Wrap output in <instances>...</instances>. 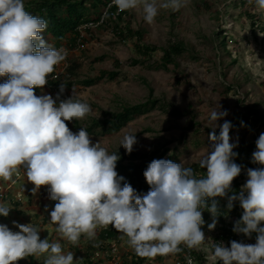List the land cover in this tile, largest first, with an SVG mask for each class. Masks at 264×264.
Wrapping results in <instances>:
<instances>
[{"label":"clouds","instance_id":"clouds-1","mask_svg":"<svg viewBox=\"0 0 264 264\" xmlns=\"http://www.w3.org/2000/svg\"><path fill=\"white\" fill-rule=\"evenodd\" d=\"M190 0H112L117 12L140 10L143 20L151 25L161 10L173 12L186 8ZM254 13L264 15V0H246ZM48 21L26 10L25 0H0V179L12 180L24 170L37 193L47 186L55 203L50 223L60 239L78 246L83 236L97 238L98 229L109 226L126 238L135 255L154 260L184 252L200 250L206 243L201 226L203 212L212 216L209 230L215 228L221 215L219 200L227 199V209L239 202L243 209L233 232L251 238L255 243L230 241L212 244V258L222 264H264V133L255 141L251 162L259 165L246 169V182L234 192L233 181L241 175L242 165L235 162L236 142H231L233 125L224 120L228 115L221 106L207 114L210 148L181 159H153L143 172L149 185L140 194L117 172L120 156L110 151L102 140L95 143L85 127L73 132L66 122L85 119L92 113L89 103L74 95L61 99L66 86L59 85L51 94L37 95L68 51L47 42L42 33ZM241 126H245L241 122ZM219 127V135L215 129ZM136 135L126 133L119 141L131 154ZM118 147V149H119ZM171 155V153H169ZM195 162L206 170L198 175ZM231 193V194H230ZM10 204L0 199V216L7 217ZM19 231L0 223V264H18L28 257L44 256L43 264H77L74 253L65 252L59 240L41 239L33 223L12 222ZM187 264H195L186 255Z\"/></svg>","mask_w":264,"mask_h":264},{"label":"rangeland","instance_id":"rangeland-1","mask_svg":"<svg viewBox=\"0 0 264 264\" xmlns=\"http://www.w3.org/2000/svg\"><path fill=\"white\" fill-rule=\"evenodd\" d=\"M29 1L25 0V4ZM247 8H241V0H190L188 6L180 11L161 10L151 25L144 22L138 9L128 11L123 20L113 22L120 27L128 25L134 31L145 32L143 43L146 45L166 48L171 43L184 42L198 57V60H192L189 55H184L177 61V66H170L167 71L159 68L163 57L160 51L144 65L133 66L132 61L138 59L134 42L120 41L112 24L92 29L88 43L82 49L70 52L66 58L68 65L61 69V83L65 84L70 79L75 84L74 95L92 108V113L85 119L66 122L68 127L75 133L80 127L91 126L94 120L103 121L124 108L160 100L186 113V116L173 117L162 110H154L135 117L119 132L97 128L90 137L94 143L102 140L110 151L127 153L119 147V141L126 133H132L137 139L133 154H151L164 146L171 153L168 156H177L180 162L193 154L195 160V154L210 148L209 133L212 129L207 127V114L211 108L220 105L221 110L228 112L218 124L224 120L232 123L234 114L242 111V105H258L264 116V31L258 28L260 25L264 28V15ZM246 12L255 19L248 18ZM253 21L258 26L254 27ZM115 61L122 64L118 79L105 78L90 87L82 84L99 77L101 72L115 71ZM72 92L73 89L67 90L64 99L69 98ZM41 94L56 97L50 89L43 90ZM215 132L219 135V127ZM261 133H264V125L251 131L245 126L234 128L233 125L231 142H236L238 137V146L243 141L254 143ZM243 172L246 173L245 170ZM14 182V176L10 181L0 179L3 188L12 187L9 191L12 200L8 202L12 210L7 217L0 216V223L7 224L13 231H19L13 221L33 223L40 229L41 239L59 240L65 252L74 253L77 264H131L134 252L127 246L126 238L120 239L118 254L112 255L111 244L104 243L99 257L88 261L89 241L82 236L79 245L73 246L60 239L55 225L50 223V212L57 201L49 198L47 186L33 194L34 185L28 182L27 177ZM19 191L24 193L25 201L13 203V197ZM211 223L205 222L201 226L207 241L197 251L205 255L207 264H217L219 262L212 258L217 226L209 230ZM93 242L97 244L101 240L97 236ZM247 242L251 244V240ZM178 258L177 254L157 256L146 263L173 264ZM44 259V256L34 257L36 264H43ZM29 263V258L18 262Z\"/></svg>","mask_w":264,"mask_h":264},{"label":"trees","instance_id":"trees-1","mask_svg":"<svg viewBox=\"0 0 264 264\" xmlns=\"http://www.w3.org/2000/svg\"><path fill=\"white\" fill-rule=\"evenodd\" d=\"M111 3L112 0H30L27 4H25V7L26 10L31 14L40 16L48 21L47 30L42 33L44 39L57 48L61 46L65 47L69 52L79 50L80 46H85L90 40V37H92L90 29H86L84 31L85 35H88V38L86 36L83 37L79 29L91 23H100L104 17V23L102 25L104 26L105 24H112L114 26L116 36L120 41L134 42V49L138 59L132 61L133 66L144 65L153 57L154 54L159 51L163 53L159 68L165 71H167L170 66H177V61L184 55H189L192 60H198V57L192 52L190 48L185 45L184 42L171 43L166 48H158L156 46L146 45L143 43L145 32L134 31L128 25H125V27H120L119 25L113 24V22H119L127 17L128 11L117 12V9L114 5L109 7ZM243 7L251 8L246 4V0H241V8ZM246 15L251 20L255 19L254 16L249 12H246ZM252 25L254 27L258 26L254 21L252 22ZM259 27H261L262 31H264V28L261 25L258 26V28ZM114 67L115 71L101 72L99 77L88 79L82 84L90 87L105 78H108L112 81L118 79L120 76V72L118 70L121 69L122 64L119 61H115ZM69 72H71V69ZM53 76L54 73L49 76L48 84L42 90H35L37 95H40L43 90L47 89L56 90L57 93L59 92V85L61 81L53 80ZM6 79L7 77H0V83L4 82ZM142 82L147 84L145 80ZM64 85L66 88L60 97L61 99H64V94L67 92V90H72L75 87V84L71 82L70 79ZM242 106V111L236 112L233 116L232 123L234 128L242 127L241 122H243L245 127L250 131L256 126L263 127L264 116L260 112L258 105ZM154 110H162L171 114L173 117L181 118L186 116V113L174 109L171 106L162 103L160 100L153 99L147 101L144 104L124 108L119 113L110 114L109 118L104 119L103 121L94 120L93 124L86 127V129L90 135L97 128H101L106 131L111 130L119 132L125 126H127L128 123L134 120L135 117L145 115ZM255 150V142L250 143L243 141L240 146L234 149V151L238 153V156L235 157V162L239 165H242L245 171L247 168L260 167L259 165L253 164L251 162L252 153ZM169 152L170 151L165 149L164 146L154 153L147 155L118 152L120 159L117 162L116 170L119 175L125 177L126 181L130 183L138 193L146 194L149 191V185L143 176V172L153 159H170L179 163L177 156H168ZM192 167L196 170L198 175H203L204 171H206L200 169L198 164H194ZM244 170H242L241 175L233 181L232 188L234 192H239L241 186L246 182L247 176L246 173L243 172ZM216 199L219 200L221 215L217 217V235L214 241L216 243L222 242L228 247H230V241L232 240L248 244L250 243L247 242V240H251V244H254L256 237L255 233H253L251 238H249L242 233L238 234L233 232L235 222L241 218L243 213V209L240 207L239 202H234V207L231 211H229L226 207V198L218 197ZM203 219L205 222H209L212 221L213 218L211 214L205 210L203 212ZM119 237L120 236L118 233H109L108 237L103 234L98 238L101 240V242H105L109 239H118ZM94 251L95 242L89 241V247L87 251V253L89 252V255L87 259L90 262L92 260ZM191 255L196 263L200 262L199 264H207L206 260L204 259L205 255H202L197 250H192ZM177 256L182 257L181 253L177 254ZM28 258L30 262L29 264H36L34 257ZM109 259L112 258L109 257ZM147 261V259L135 255V253H133L131 257V264H147ZM217 264H222V262Z\"/></svg>","mask_w":264,"mask_h":264},{"label":"built area","instance_id":"built-area-1","mask_svg":"<svg viewBox=\"0 0 264 264\" xmlns=\"http://www.w3.org/2000/svg\"><path fill=\"white\" fill-rule=\"evenodd\" d=\"M104 23V17L102 19V21L100 23H97V24H88V25H85L84 27H81L79 30L81 31L82 33V36L85 37V33L84 31L86 29H95V28H99L102 24ZM84 46H80V49H82ZM70 52L68 51V54ZM67 59H65L63 62H61L58 66H56L55 68V71H54V76H53V80L55 81H61V76H62V70L61 69H65V67L67 66ZM51 91L55 92V94L57 95V91L56 90H52ZM26 178V175H25V172L23 169H21L18 173L14 174V183H17L19 181H22ZM13 183V184H14ZM12 187H7V188H3L1 185H0V199L2 200H5L7 202L10 203V200L11 197H10V193L9 191L11 190ZM25 195L23 192L19 191L15 197H13V203H16V202H19V203H22L25 201L24 199ZM97 233H98V237L100 235H103L105 234L106 237H108V234L109 233H118L114 228H112L111 226H109L107 229H98L97 230ZM118 235L120 236L121 234L118 233ZM104 243H109L111 244V254L112 255H115V254H118L119 253V245H120V237L118 239H109L105 242H99L97 244H95V251L93 253V256H92V260H95L99 257L100 253L104 250V247H103V244ZM182 257L178 256L179 258L173 263V264H187V260L185 259V256L186 255H191V252H189L187 249L184 250V252L181 253ZM193 259V257H192ZM194 260V259H193ZM195 262V261H194ZM195 264H197L195 262Z\"/></svg>","mask_w":264,"mask_h":264}]
</instances>
